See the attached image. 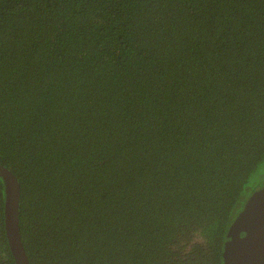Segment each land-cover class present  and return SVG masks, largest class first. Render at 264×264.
<instances>
[{
    "label": "trees",
    "instance_id": "1",
    "mask_svg": "<svg viewBox=\"0 0 264 264\" xmlns=\"http://www.w3.org/2000/svg\"><path fill=\"white\" fill-rule=\"evenodd\" d=\"M262 163L264 0H0L30 264H221Z\"/></svg>",
    "mask_w": 264,
    "mask_h": 264
},
{
    "label": "water",
    "instance_id": "2",
    "mask_svg": "<svg viewBox=\"0 0 264 264\" xmlns=\"http://www.w3.org/2000/svg\"><path fill=\"white\" fill-rule=\"evenodd\" d=\"M0 177L4 183V227L9 249L15 264H30L19 229L20 184L13 172L1 164ZM262 218H264V184L261 189L254 192L246 200L242 211H240L228 228L226 236L229 239L225 244L223 264H235L233 255L237 251L234 244L240 239V233L244 230L250 231L247 236L248 241H250L252 236L250 224L252 220H261Z\"/></svg>",
    "mask_w": 264,
    "mask_h": 264
},
{
    "label": "flooded vegetation",
    "instance_id": "3",
    "mask_svg": "<svg viewBox=\"0 0 264 264\" xmlns=\"http://www.w3.org/2000/svg\"><path fill=\"white\" fill-rule=\"evenodd\" d=\"M263 184L264 182L254 192L261 189ZM242 209L240 211H242ZM250 227L252 233L250 241H248V237H247L250 231L244 230L240 233V239L237 240L236 243L234 244V246H236L235 248L237 251L233 255L235 259V264H264V218H262L261 220L259 219L252 220ZM228 239L229 238L226 236V239L224 240L223 253L225 250L226 241ZM222 259L223 260L221 264L224 263V257Z\"/></svg>",
    "mask_w": 264,
    "mask_h": 264
},
{
    "label": "rangeland",
    "instance_id": "4",
    "mask_svg": "<svg viewBox=\"0 0 264 264\" xmlns=\"http://www.w3.org/2000/svg\"><path fill=\"white\" fill-rule=\"evenodd\" d=\"M264 163H262L257 171L254 173L253 177H252V181L251 183H256L258 184L259 182H261L264 178Z\"/></svg>",
    "mask_w": 264,
    "mask_h": 264
}]
</instances>
